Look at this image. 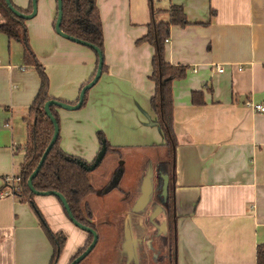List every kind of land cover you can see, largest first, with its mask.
I'll return each mask as SVG.
<instances>
[{"label":"crops","instance_id":"0c3cea01","mask_svg":"<svg viewBox=\"0 0 264 264\" xmlns=\"http://www.w3.org/2000/svg\"><path fill=\"white\" fill-rule=\"evenodd\" d=\"M11 1L24 9L31 3ZM175 5L184 10L188 24L170 27L164 57L187 73L171 87L176 144L169 152L151 105L155 49L136 41L148 33L149 24L169 21V8ZM57 7V0H37L36 14L25 20V28L49 77V95L70 104L95 76L99 59L92 48L57 33ZM97 7L105 69L87 90L82 108L57 107L60 148L91 164L102 146L101 132L112 152L149 151L155 163L143 175L134 199L143 211L135 237L124 230V250L115 248L106 258L97 255L89 264H142L147 252L140 242L150 248L148 244L159 240L155 234L146 236L144 223L158 227L157 215L164 210L160 224L165 241L159 240L150 251L154 256L149 255L155 262L172 234L173 264H259L257 250L264 244V112H255L248 102L264 105V0H97ZM5 21L0 12V24ZM40 87L41 77L25 59L23 45L1 31L0 264H53L50 232L66 236L56 264H69L89 238L69 219L57 196L37 194L32 201L19 202L7 194L4 180L19 174L26 119ZM156 170L161 199L152 202ZM149 207L150 217H145Z\"/></svg>","mask_w":264,"mask_h":264},{"label":"trees","instance_id":"16d2710c","mask_svg":"<svg viewBox=\"0 0 264 264\" xmlns=\"http://www.w3.org/2000/svg\"><path fill=\"white\" fill-rule=\"evenodd\" d=\"M11 4L15 10L23 15H30L32 12V0L26 9L14 5L12 1ZM62 4L63 17L60 25L62 31L80 41L82 40L98 47L103 54V27L101 26L97 0H62ZM169 9V21L149 24L148 33L136 42L138 44L149 42L155 49L152 59L151 80L155 82L156 93L151 98V105L158 116L159 125L164 130L165 137H167L170 152V148L176 144L175 136L173 135L171 87L173 81L184 78L187 72L184 66H173L167 62L164 57V40L169 36L172 25L186 26L188 22L184 10L180 6H171ZM0 12L6 18V21L0 24V32H4L8 38L16 42L19 41L23 45L25 59L33 66L35 65L41 77L39 93L30 107L29 118L26 119L27 133L24 145V158L20 165L19 174L15 176V186L19 190L14 193V196L19 202H26L32 201L36 196L31 188H29L28 180L43 157L42 155L50 144L54 132V124L46 114L44 105L50 99H58L49 95V77L46 75L44 67L36 59L29 45L28 32L25 28L26 19L17 14L15 15L9 9L6 0H0ZM104 69L105 63L102 71ZM87 93L88 91L85 94L81 107L86 102ZM78 100L70 104H76ZM56 109V105L50 106V111L58 124L59 118ZM98 138H100L101 144L106 141L101 132H99ZM60 141V135H58L56 142L38 170L37 176L33 179V188L40 193H47L53 190L58 191L66 199L74 218L83 225L94 228L93 223L90 221L93 211L85 203V199L96 192L95 187L90 181L89 171L83 169L79 164L83 161L81 158L67 155L61 150ZM112 150L107 145V152ZM50 235L55 243L56 253L53 264H56L63 252L62 250L67 239L60 232L54 234L50 232ZM92 240L93 235L89 234L86 245L78 250L71 261L81 255ZM257 261L259 264H264V244L258 247Z\"/></svg>","mask_w":264,"mask_h":264},{"label":"rangeland","instance_id":"374dc122","mask_svg":"<svg viewBox=\"0 0 264 264\" xmlns=\"http://www.w3.org/2000/svg\"><path fill=\"white\" fill-rule=\"evenodd\" d=\"M153 163L155 161L149 151L125 152L116 149L115 152H107L100 165L89 172L90 181L95 187L96 192L88 196L85 199V203L93 210V225L98 235V243L94 249L95 251H92L81 264H89L91 259L93 257L96 258L97 255L106 258L110 254L109 252H112L115 248L116 250L117 248L124 250V239L127 237L124 230L130 233V237H135V231L139 230L136 229V223H138L139 215L143 211L135 207L134 199L140 188L139 183L143 175L149 167L153 166ZM157 176L158 172L156 170L155 177L152 178V183L155 186L154 194L151 197L152 202H157V200L161 199L159 197L160 180H158ZM117 178L118 181H116L117 183L114 186ZM150 210L149 207V210L144 214L145 217H150ZM164 214L165 210L160 215H157L158 227L150 222L144 223L143 229H145L146 236L150 237V235L155 234V238L159 237L161 242L156 239L157 242L155 240L154 243L148 244L149 246L151 245L150 248L146 247L147 243L145 241L140 242L141 249L147 252V257L143 258L142 264H173L174 238L172 234L168 238L170 240L161 249V255L163 254L161 259L155 262L154 259L149 258V255L152 253L150 251H153L159 242L165 241L161 237V234H165V230L162 232V225L160 224L164 220ZM130 222H133L132 225L128 224ZM152 256H154L153 253Z\"/></svg>","mask_w":264,"mask_h":264},{"label":"water","instance_id":"95a60500","mask_svg":"<svg viewBox=\"0 0 264 264\" xmlns=\"http://www.w3.org/2000/svg\"><path fill=\"white\" fill-rule=\"evenodd\" d=\"M58 1V7H57V12H58V16H57V20L55 22V28H56V31L58 34H60L62 37H66L67 39H70L71 41H74L76 43H79V44H84L90 48H92L97 54H98V59H99V62H98V66H97V70H96V73H95V77L89 82L87 83L86 85H84L82 87V90H81V93H80V96H79V100L76 104L74 105H71L69 103H64V102H61L59 100H55V99H50V101H48L45 105H44V108H45V112L46 114L48 115V117L50 118V120L52 121V123L54 124V132H53V135L51 137V142L50 144L48 145V147L46 148V150L44 151L43 153V157L41 158L40 162L38 163V165L36 166V169L33 171V173L31 174L29 180H28V186L29 188H31V190L34 192V194H41V195H55L57 196L61 203H63L64 205V208L66 210V213L69 217V219L72 220V222L78 227L80 228L81 230L87 232L88 234H92L93 235V240L92 242L86 247L85 251L79 255L78 257H76L74 260L71 261L70 264H79L81 263L84 259L87 258V256L93 251V248L96 246L97 242H98V235L96 234V231L94 230V228L92 227H89V226H85L83 225L82 223H80L77 219L74 218V216L72 215L71 213V209H70V206L68 205V203L66 202V199L64 198V196L59 193L58 191L56 190H53L51 192H47V193H40L38 191L35 190V188H33V179L37 176V173H38V170L40 169L41 165L43 164V162L45 161L46 157H47V154L49 153V151L52 149V146L54 145V143L56 142V138L57 136L59 135V124H57L56 122V119L54 118V116L52 115L51 111H50V106L51 105H56L57 107H60V108H70V109H80L82 108L81 105H82V102L84 100V97H85V94L87 92L88 89H90L91 87H93L99 80L100 78V74L102 73V69H103V65H104V59H103V54H102V51L98 48V47H95L93 45H91L90 43H87L85 41H80L66 33H64L62 31V29L60 28V25H61V21H62V17H63V12H62V0H57ZM6 3L8 4L9 6V9L16 15H19L25 19L27 18H31L32 16H34L36 14V8H37V0H32V5H33V8H32V12L30 15H23L22 13H19L17 10H15L11 4V0H6ZM106 153H107V143L106 141L102 143V146L100 148V151L98 152V155L96 157V159L91 163H87L85 160L80 162L79 164L81 165V167L87 171H92L94 170L96 167H98L101 163V161L104 159V157L106 156ZM167 181V176L164 175V185H163V195L164 193H166V189H167V184H165ZM165 190V192H164Z\"/></svg>","mask_w":264,"mask_h":264},{"label":"built area","instance_id":"2783aa9c","mask_svg":"<svg viewBox=\"0 0 264 264\" xmlns=\"http://www.w3.org/2000/svg\"><path fill=\"white\" fill-rule=\"evenodd\" d=\"M166 42L167 39H165ZM219 72H224L222 68L218 69ZM248 106H250L255 112H264V105L261 103H258L256 105L249 103L248 102ZM5 184H7L9 191H7V194L10 193L12 195H14L15 192H17L19 189L16 188L15 186V176H7L5 177Z\"/></svg>","mask_w":264,"mask_h":264},{"label":"flooded vegetation","instance_id":"af4514ba","mask_svg":"<svg viewBox=\"0 0 264 264\" xmlns=\"http://www.w3.org/2000/svg\"><path fill=\"white\" fill-rule=\"evenodd\" d=\"M118 178H119V177H118ZM118 178L115 180V182H114V183H115L114 186L116 185V183H117L116 181H118Z\"/></svg>","mask_w":264,"mask_h":264}]
</instances>
